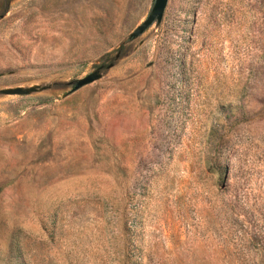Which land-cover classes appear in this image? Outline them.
Wrapping results in <instances>:
<instances>
[{"label": "rangeland", "instance_id": "1", "mask_svg": "<svg viewBox=\"0 0 264 264\" xmlns=\"http://www.w3.org/2000/svg\"><path fill=\"white\" fill-rule=\"evenodd\" d=\"M152 2L0 0V264H264V0Z\"/></svg>", "mask_w": 264, "mask_h": 264}, {"label": "water", "instance_id": "2", "mask_svg": "<svg viewBox=\"0 0 264 264\" xmlns=\"http://www.w3.org/2000/svg\"><path fill=\"white\" fill-rule=\"evenodd\" d=\"M167 0H153L151 8L145 17V19L135 26L133 30L128 34L127 40H132L139 36L146 28H148L152 23L158 24L162 18L163 11L165 8ZM99 78V73L94 70L80 79L73 81L72 88L70 92L77 90L78 88L87 85L94 80ZM37 89L36 86L30 87H9L0 90L2 95H26L34 92Z\"/></svg>", "mask_w": 264, "mask_h": 264}]
</instances>
